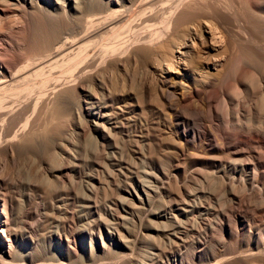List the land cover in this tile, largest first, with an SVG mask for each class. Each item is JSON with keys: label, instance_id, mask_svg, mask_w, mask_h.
<instances>
[{"label": "bare ground", "instance_id": "1", "mask_svg": "<svg viewBox=\"0 0 264 264\" xmlns=\"http://www.w3.org/2000/svg\"><path fill=\"white\" fill-rule=\"evenodd\" d=\"M44 6L75 19L49 26ZM261 32L264 0H0V264H68L81 231L104 264H264L247 225L264 212ZM41 138L32 177L56 192L19 198L8 170ZM36 196L30 217L58 231L21 243L14 207Z\"/></svg>", "mask_w": 264, "mask_h": 264}, {"label": "rangeland", "instance_id": "2", "mask_svg": "<svg viewBox=\"0 0 264 264\" xmlns=\"http://www.w3.org/2000/svg\"><path fill=\"white\" fill-rule=\"evenodd\" d=\"M27 13L29 14V16L30 15H33L34 13H33V10L31 9V8H28L27 9ZM43 14H44V17H43V19H44V21L49 25V26H51V25H59V26H61V23L63 22L62 20H70L71 22L72 21H74V19H75V16H74V14H72L71 12H68V14L67 15H63V13H60V12H58V11H49L47 8H46V6H44V11L42 12ZM65 16V17H64ZM254 26V25H253ZM254 29H255V31H257V32H260V29H258V27L256 26H254L253 27ZM262 33V32H261ZM262 35L264 36V34L262 33ZM237 47H238V45H237ZM135 65H133V67H131L133 70L135 69ZM18 68V67H17ZM131 69V70H132ZM139 69V68H138ZM132 70V71H133ZM139 72H138V75H141V70H138ZM56 99V98H55ZM256 100V99H255ZM60 106V105H59ZM235 106H236V104H235ZM57 108H59V110L57 109ZM57 108H55L54 110H55V113L56 114H58L59 112H60V109H61V114H63L62 115V118L59 120L58 119V122H59V124L61 125V123L63 124H68L71 120H73L72 118H73V116L74 117H76V115H77V110H78V104H76V103H73V102H71V103H69V105H68V109L66 110L65 108H64V112L62 111V108L61 107H58L57 106ZM58 110V111H57ZM147 110V109H146ZM264 112V111H263ZM74 114V115H73ZM263 114V115H262ZM131 115L132 116H136V115H138V113L137 112H132L131 113ZM72 116V117H71ZM153 118L155 117L154 116V114L152 113V115H151ZM263 116V117H262ZM260 119H259V118ZM257 117V120L259 119V121H257L258 123H260V124H258V125H261V122L263 123L264 122V113H261V114H259V116ZM262 118V119H261ZM63 124V125H64ZM264 123L262 124V127L261 126H259L260 128H262V129H264ZM49 130H51V129H49V128H45L44 129V131H49ZM46 132V133H47ZM44 136V135H43ZM86 139H88V140H90V142L88 141V146L89 147H91V148H89V154H91V155H93V153L95 152V148H96V144H95V139L94 138H86ZM44 140V138H41V140H38L36 143L34 142V144L38 147H35L34 145H32L33 147H32V149H34L33 151H31V149H29V151L28 152H23V155H21V157L19 158V159H17L16 160V162L14 161V163H11V166H10V168H9V170H8V178L10 179V180H13L14 182H16V183H19L20 182V184H14L15 186L13 187V188H11L12 190H14V191H12V194L13 195H16L17 197H19V198H21L20 197V195L22 196V195H28V193L30 192L31 193V191H34V189H36V188H40L37 192H39V193H35L34 195H43V192H44V190H43V188L46 186L45 184V186H43V185H41V184H43V182H40V180L39 179H41L42 177H41V175L39 176V175H37V176H34V177H32V168L33 167H35V168H33V171L35 170H38V168H39V164L38 163H40L39 162V160L41 161V158H44L43 156L45 155L46 156V150H45V148H46V146H48V144H49V141L47 140V138H46V140L48 141V142H46V140H45V143H42V141ZM83 140V139H82ZM84 141V140H83ZM38 142H39V144H38ZM44 142V141H43ZM47 143V144H46ZM39 145V146H38ZM42 145H43V147H42ZM44 145H46V146H44ZM110 146H112V145H109L108 146V149L110 150V151H113V147H110ZM130 148H133L134 146L133 145H130L129 146ZM37 148V150L38 151H35V149ZM44 148V149H43ZM93 150V151H92ZM191 150H193V149H191ZM259 151H264L263 149H258ZM40 151H41V153H40ZM205 151V150H204ZM31 152H38L37 154L36 153H31ZM26 153V154H25ZM28 153V154H27ZM31 153V154H30ZM40 153V154H39ZM209 152H207V154H208ZM215 153V152H214ZM213 153V154H214ZM219 153V154H218ZM217 153V155H223L221 152H218ZM35 154V156L37 155H39L37 158H39V160H38V162H37V158L35 157V156H33ZM212 154V153H211ZM227 154L229 155V153L227 152ZM28 155V156H27ZM32 155V156H31ZM210 155V154H209ZM225 155H226V153H225ZM40 156H41V158H40ZM125 156V155H124ZM233 156V155H232ZM126 157V156H125ZM36 159V160H35ZM19 160V161H18ZM26 161V162H25ZM31 161V162H30ZM23 162V163H22ZM34 165V166H33ZM29 166V167H28ZM31 166V167H30ZM205 165H199L198 167L200 168V167H204ZM197 167V166H196ZM89 169L91 170L92 168H91V166L89 167ZM193 169V168H192ZM93 170V169H92ZM191 171V170H190ZM25 172V173H24ZM12 173V174H11ZM19 173V174H18ZM10 176V177H9ZM39 177H41V178H39ZM18 178V179H17ZM181 179H183L182 178V176H181ZM20 180V181H19ZM18 181V182H17ZM27 181V182H26ZM36 181V182H35ZM38 181V182H37ZM103 181H104V183H107V181H106V179H103ZM34 183H36V184H34ZM191 184H193L192 182H190ZM38 184V185H37ZM39 184H40V187H39ZM19 185V186H18ZM33 185H34V187H33ZM104 185H106V184H104ZM32 188H31V187ZM36 186V187H35ZM41 186H43V188L41 187ZM51 186V185H50ZM49 186V188H51ZM113 186H115V184H113ZM257 186H260L261 187V185L260 184H257ZM20 187V188H19ZM22 187V188H21ZM25 187V188H24ZM29 187H30V189H29ZM34 188V189H33ZM45 188H47L46 190H49L48 189V187H45ZM18 189H20V190H18L19 192H17V190ZM27 190H28V192H27ZM30 190V191H29ZM51 190H53L52 192H51V194H54L55 192H56V190L55 189H53V187L48 191V192H50ZM112 188H108L107 186H106V190L105 189H102L101 191H100V193H99V196H98V205L100 206V209H105V205H106V203H109L110 201H111V199H112V197H113V195H112ZM249 192H251V191H249ZM15 193V194H14ZM34 193V192H33ZM19 195V196H18ZM22 197H24L25 198V196H22ZM37 198L35 199L36 200V202H37V204L39 205L40 204V211H38V210H36L37 208H35V207H33V205H30V204H27L26 202H21L22 200H17V204L15 205V207H14V211H13V218H12V226H13V229H15V231L17 232V234H18V238H19V241L21 242V243H23L24 241L23 240H28V241H32L33 242V239H34V242H36V243H41V241H48L49 240V243H50V239H51V236L54 234V232H56V231H58L57 230V228H56V224H53L52 226H50L49 228H47L48 230L45 232V230L44 229H39V226H38V221H35V220H37L36 218H31L30 217V215H29V211H32L33 213H34V215H35V213H36V217H38V216H40V217H42L43 218V215L41 214V213H43L44 214V210H43V208H44V204H43V201L41 200V198L39 197V196H36ZM38 199V200H37ZM35 203V202H34ZM24 204V205H23ZM38 211V212H37ZM46 211V210H45ZM259 211H257V212H255V219L253 218V219H251L252 217L251 216H249L248 218H247V222H248V224L247 225H249V226H251L252 228H251V230H253V233L255 234V233H259V231H260V233L261 232H264V212H259ZM38 213V214H37ZM38 215V216H37ZM42 215V216H41ZM27 218H29V219H27ZM253 220V221H252ZM256 220V221H255ZM257 220H259V221H257ZM260 220H261V222H260ZM28 221V222H27ZM34 221L36 222V223H34ZM255 221V222H254ZM31 222V223H30ZM256 222H257V224H256ZM263 222V223H262ZM32 224V225H31ZM146 224H147V221H146ZM34 225V226H33ZM38 227H37V226ZM260 225V226H259ZM263 226V227H262ZM37 227V228H36ZM108 226H106L105 228H106V230H108V228H107ZM256 227H258V228H256ZM262 227V228H261ZM32 228H34V229H32ZM139 229L141 230V231H145L146 233L149 231V228H147L146 226H144L143 228L141 227H139ZM255 229V230H254ZM260 229V230H259ZM263 230V231H262ZM256 231V232H255ZM153 233H155V232H153ZM263 238V240H261L260 241V243H259V241L257 240H255L254 239V237L252 238L254 241L252 242L251 241V243H250V247L249 248H252V250L254 251V252H256L257 253V257L261 260V258H263L264 257V236L262 237ZM88 239H89V237H88ZM155 243V241L153 240V239H151L150 241H149V244H151V243ZM79 247H80V250L82 251L83 249H86L87 250V253L85 254V256L83 257V256H80V257H78V258H73V259H70V260H67L66 261V263H68V264H104L105 262H106V260H108V258H109V255H107V253H103L102 251H101V249L100 248H98V252L96 253V254H94V258H91L90 257V255L92 254V252H91V247H90V245H91V243H90V241H88V242H86V241H84V233H83V231H81L80 233H79ZM263 244V245H262ZM258 245V246H257ZM115 247V246H114ZM117 247V246H116ZM261 247V248H260ZM248 247L247 246H243V247H241V249H239V250H242V249H247ZM259 248V249H258ZM116 250H118V247L116 248ZM263 250V251H262ZM259 253V254H258ZM261 253V254H260ZM263 254V255H262ZM259 255V256H258ZM261 256V257H260ZM263 260V259H262ZM255 264H260V263H255Z\"/></svg>", "mask_w": 264, "mask_h": 264}]
</instances>
